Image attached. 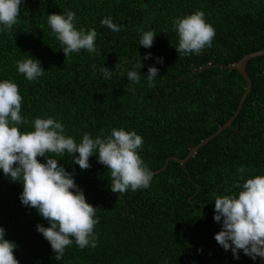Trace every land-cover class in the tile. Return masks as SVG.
<instances>
[{"label": "trees", "instance_id": "16d2710c", "mask_svg": "<svg viewBox=\"0 0 264 264\" xmlns=\"http://www.w3.org/2000/svg\"><path fill=\"white\" fill-rule=\"evenodd\" d=\"M69 10L76 14L77 29L96 30L95 53L81 50L67 58L60 48L47 15ZM197 10L205 13L215 36L200 54L180 56L171 22ZM109 17L119 31L102 25ZM138 28L157 34L151 48L139 46ZM262 50L264 0H25L18 23L0 33V80L18 84L21 115L29 122L57 118L77 143L84 133L135 130L144 141L139 154L155 174L169 159H187L235 115L247 81L232 67ZM149 52L152 59H144ZM29 55L46 70L36 81L16 68V61ZM140 59L142 75L154 65L159 76L152 87L142 76L133 93L127 90V72ZM105 67L117 75L106 80ZM247 73L252 92L233 126L185 165L170 160L147 189L118 195L96 156L89 169L81 170L67 154H48L74 172L87 201L99 210L98 246L80 249L73 241L60 262L37 231L38 224L47 227L48 222L22 204V185L0 171V226L18 245L20 264H261L242 251L234 259L214 238L222 228L214 220L215 197L236 191L232 185L241 166L246 178L264 174V56L252 59ZM31 130L30 123L21 126Z\"/></svg>", "mask_w": 264, "mask_h": 264}, {"label": "clouds", "instance_id": "9594fccd", "mask_svg": "<svg viewBox=\"0 0 264 264\" xmlns=\"http://www.w3.org/2000/svg\"><path fill=\"white\" fill-rule=\"evenodd\" d=\"M24 2L0 0V33L18 23ZM75 20L76 14L70 10L47 15V24L67 58L81 50L90 54L97 51L96 30L77 29ZM101 23L112 31L120 30L110 17ZM171 23L178 35L175 48L180 56L200 54L215 36L213 26L207 23L201 10L175 17ZM137 31L139 46L151 48L157 36L155 31L143 28ZM144 59H152V53H147ZM163 60V57L156 58L157 63ZM143 67L140 59L127 72L131 85L128 91L135 92L142 76L149 87L153 86L159 76L158 67L149 66L147 74L142 75ZM16 68L28 81L40 79L46 71L41 61L30 55L17 60ZM103 72L106 80L117 75L106 67ZM22 102L18 84L10 79L0 80V171L10 182L22 185L19 197L22 204L34 208L48 222L47 227L38 224L37 231L49 242L55 260L60 262L73 241L80 249L98 246L94 229L99 223V210L87 201L74 172L68 171L54 156H71V162L81 170L89 169L90 158L96 156L97 162L110 172V189L118 195L149 188L153 172L139 154L144 141L135 130L112 128L106 136L96 137L84 133L77 143L57 118L36 117L29 122L28 117L21 115ZM29 123L32 130L21 131V126ZM40 157L44 158L43 162ZM246 172L245 167H239V176L232 185L236 191L228 190L230 194L217 195L214 199V220L222 224L214 238L225 251H232L234 259L238 260L242 251L253 261L259 259L264 264V174L246 178ZM6 235L7 230L0 226V264H20L15 255L18 245L6 239Z\"/></svg>", "mask_w": 264, "mask_h": 264}, {"label": "water", "instance_id": "95a60500", "mask_svg": "<svg viewBox=\"0 0 264 264\" xmlns=\"http://www.w3.org/2000/svg\"><path fill=\"white\" fill-rule=\"evenodd\" d=\"M262 56H264V50L259 51V52H255V53H251V54L245 56L237 65H235V66L232 67L233 69L237 70L242 76H244V78L247 81V90H246V93L243 96V98L241 100V103L239 105V108H238L237 112L235 113V115L224 126H222L215 134H213L208 139H206L202 143H200L197 147H195L194 149H192L191 152H190V154H189V156L187 157V159L181 160V159H178V158H172V159H169L168 160L167 165L169 164L170 160H175V161H177V162L182 163L183 165H185L191 158H193L195 156V154L201 148H203L204 146H206L207 144H209V142H211L216 137L220 136L222 134V132H224L225 130L230 129L233 126L234 121L238 118L240 112L242 111V109L244 107V104H245L248 96L252 92V81H251V78H250L249 74L247 73V65H248V63L252 59H256V58L262 57ZM167 165H166V167H167ZM166 167L164 169H162L161 171H164L166 169ZM160 172H157L155 174H158ZM155 174H153V176Z\"/></svg>", "mask_w": 264, "mask_h": 264}]
</instances>
